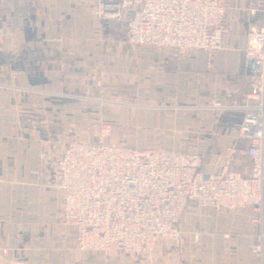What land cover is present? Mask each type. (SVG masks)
<instances>
[{
	"label": "crops",
	"instance_id": "0c3cea01",
	"mask_svg": "<svg viewBox=\"0 0 264 264\" xmlns=\"http://www.w3.org/2000/svg\"><path fill=\"white\" fill-rule=\"evenodd\" d=\"M95 3L0 1V264H264V254L250 251L257 227L249 223L247 209L222 213L195 201L181 216L179 226L188 237L180 246L161 242L142 257L75 248L74 229L61 223L62 194L53 176L63 145L73 137L68 126L87 118L85 101L61 95L98 93V74L123 102L166 105L176 99L197 102L204 95L201 52H188L180 66L170 53L148 47L136 52L124 41L125 24L97 19ZM168 108H114L100 118L111 126L110 142L129 146L151 148L144 133L162 124L171 127L166 139L186 136L184 125L204 124L208 130L197 128L198 138L232 142L235 132L220 136L214 123L191 113L174 121ZM168 146L185 151L179 143ZM198 150L204 172L219 167L223 150Z\"/></svg>",
	"mask_w": 264,
	"mask_h": 264
},
{
	"label": "built area",
	"instance_id": "2783aa9c",
	"mask_svg": "<svg viewBox=\"0 0 264 264\" xmlns=\"http://www.w3.org/2000/svg\"><path fill=\"white\" fill-rule=\"evenodd\" d=\"M236 10L219 0H96L93 15L123 22L132 50L169 52L178 66L190 51L203 54V99L170 108H199L238 121L219 167L210 172L203 171L196 150L110 142L111 126L104 121L92 124L89 138L68 139L53 181L62 194L61 223L74 229L80 253L142 257L161 242L180 246L188 237L180 219L195 201L222 213L247 209L249 223L257 227L250 251L264 254V15L255 32H243ZM96 78L98 93L108 92L110 85ZM61 96L112 108H168L100 95Z\"/></svg>",
	"mask_w": 264,
	"mask_h": 264
},
{
	"label": "rangeland",
	"instance_id": "374dc122",
	"mask_svg": "<svg viewBox=\"0 0 264 264\" xmlns=\"http://www.w3.org/2000/svg\"><path fill=\"white\" fill-rule=\"evenodd\" d=\"M222 4L224 5H228V6H232L235 7L236 13V19L239 20L240 22V28L242 29L243 32H255L257 26H259V21H260V14L264 15V0H260V2L258 3V0H219ZM192 53V51H190ZM197 52V51H194ZM199 52V51H198ZM158 53H164V52H158ZM169 53V52H166ZM111 94H113L112 92H106V93H95V94H76V95H81V96H86V97H93L97 98V96H104V98L106 99H111V100H118L116 96H112ZM204 96V95H203ZM176 100H171L170 102L166 103V106H168L169 110H166V112L171 113L173 115H176V117L178 115H180V113L184 112L186 114H195L197 115V117H199L200 119L203 118L205 119L206 122L210 123H214L215 126L214 129L216 131H218V134L220 136H229V133L235 132L236 129V124L238 121V118L235 117L234 115H230V114H219V113H215V112H210V111H206L203 109H199V108H194V109H187V110H178L176 108H171L170 107H179V105H181L182 103H178ZM202 99H199V101H201ZM126 104H137L140 105L141 103H146L145 101H132V102H125ZM184 103H188V102H184ZM155 104H159V103H155ZM161 104V103H160ZM84 109L83 110V114L86 116V120H84L81 123H78L76 126L72 125V126H68V130L72 133V135L74 137H83V138H89V135L91 134V129H92V124L97 122V121H104L101 120L100 116L103 115L105 113V111L109 110L112 111V113H115L116 110H114V108H112V106H101V104L99 105L98 103L94 102V101H85L83 104ZM119 110L122 111H128V110H124V109H131V110H136L137 111H142L139 107H135V106H123L120 108H117ZM118 110V111H119ZM156 110V109H153ZM159 110V109H157ZM171 111V112H169ZM174 116H172L171 118H173ZM178 117L175 118L174 121H178ZM203 121V120H202ZM105 122V121H104ZM177 125V123H176ZM194 124L195 127H188V126H182L180 129L184 130L186 132V136H183V138H179V139H166V136H168L167 134V130L170 129L171 127H169L170 125L168 124H162V125H157V128H152L151 130L148 129V133L145 134V140L148 143H152L151 146H146V147H154L155 145H160L159 143L163 144L164 147H171L168 146V143H179L180 145L183 146L185 151H193L196 150L199 152L198 147L202 150H205L207 152L211 153V150L214 151H220L223 150L228 144H224L221 140L216 142H209L208 141L211 138H205V137H200L198 138L195 134H196V129L199 128L200 133H204L207 132L208 128L205 129L204 124ZM207 124H205L206 126ZM127 131H129L127 134V136H130L131 134V130H129V128H131L129 125H125ZM197 126V127H196ZM216 127V128H215ZM121 130L124 128L119 127ZM219 129H221V132L219 131ZM198 130V131H199ZM209 131H213V129H209ZM132 137H137V133L133 131L132 133ZM159 136H161L162 138L161 141H159ZM171 137V136H169ZM204 139V140H203ZM68 140V139H67ZM207 142V143H206ZM222 142V143H221ZM154 143V144H153ZM200 153V152H199ZM213 158V153L211 154V159ZM210 159V160H211ZM205 162V161H204ZM212 161H208V163H205L206 166H209L210 164H212ZM207 169H209L207 167ZM167 243V242H165ZM168 244V243H167ZM124 254V253H121Z\"/></svg>",
	"mask_w": 264,
	"mask_h": 264
}]
</instances>
